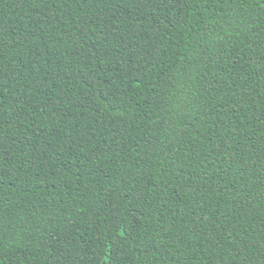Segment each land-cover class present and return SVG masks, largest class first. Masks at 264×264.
Segmentation results:
<instances>
[{
	"label": "trees",
	"instance_id": "obj_1",
	"mask_svg": "<svg viewBox=\"0 0 264 264\" xmlns=\"http://www.w3.org/2000/svg\"><path fill=\"white\" fill-rule=\"evenodd\" d=\"M0 264H264V0H0Z\"/></svg>",
	"mask_w": 264,
	"mask_h": 264
}]
</instances>
